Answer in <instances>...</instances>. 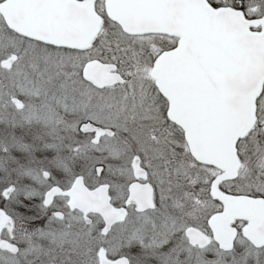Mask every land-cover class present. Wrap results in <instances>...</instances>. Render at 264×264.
I'll list each match as a JSON object with an SVG mask.
<instances>
[{
	"label": "snow or ice",
	"instance_id": "6c2138e0",
	"mask_svg": "<svg viewBox=\"0 0 264 264\" xmlns=\"http://www.w3.org/2000/svg\"><path fill=\"white\" fill-rule=\"evenodd\" d=\"M0 264H264V0H0Z\"/></svg>",
	"mask_w": 264,
	"mask_h": 264
}]
</instances>
